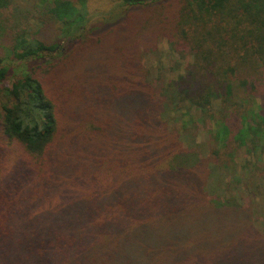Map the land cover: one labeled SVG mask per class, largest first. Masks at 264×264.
I'll return each mask as SVG.
<instances>
[{"label": "trees", "instance_id": "1", "mask_svg": "<svg viewBox=\"0 0 264 264\" xmlns=\"http://www.w3.org/2000/svg\"><path fill=\"white\" fill-rule=\"evenodd\" d=\"M14 1L0 0L18 65L0 53V132L23 158L0 180V264H264L252 212L214 175L230 146L247 187L264 163V0H40L39 35L9 24ZM160 42L189 51L185 76L148 67ZM85 50L106 62L86 69ZM70 55L86 74L59 94ZM182 109L194 117L174 130Z\"/></svg>", "mask_w": 264, "mask_h": 264}, {"label": "rangeland", "instance_id": "2", "mask_svg": "<svg viewBox=\"0 0 264 264\" xmlns=\"http://www.w3.org/2000/svg\"><path fill=\"white\" fill-rule=\"evenodd\" d=\"M44 6L41 4L40 0H15L12 5V11L4 12L5 15L8 17L10 14L12 15L8 18L9 24L16 27H22L26 29L28 32L32 34L39 35L42 32L39 25V16L40 13L43 11ZM91 12H96L95 15L102 13L100 11V6L94 5L91 8ZM10 13V14H9ZM179 42H177V46L173 47L169 45L167 42H160L157 46V49L150 52V54L146 55V63L148 67H151L156 77L163 78L165 81H172L177 80L180 76H185L187 72V67L189 66L190 62L192 61V57L190 56L189 51L182 52L181 48L179 47ZM62 46L65 44H61ZM9 45L1 43L0 44V53L2 54L5 64L16 68L18 66L12 57H9L7 52V48ZM79 58L77 60H82L84 62V66L87 69V59L95 60L97 57L101 58V61L104 63L106 62L107 57L104 54H100L98 52L88 53L87 50L78 53ZM74 57L70 55V57L60 63L59 65L62 67H67L65 69L57 71L55 74V79L58 80L60 83L57 85L59 94H62V88L67 86L68 88L63 91L69 90L72 86L75 85L78 80L74 79L72 76V68H74L73 72L77 76L78 72L81 74H86L82 68L78 66H74ZM77 63V62H76ZM67 73V74H65ZM87 82V77L84 79ZM13 80L8 79L5 81L3 85H0V89L2 86H7L8 88L11 87ZM258 91H260V96L262 97L261 100H257L254 103V109H259L260 104H264V83L259 84ZM2 104L0 98V106ZM171 126L174 130L180 128L181 124L185 120H188L189 117H192L193 114L190 113L187 109H182L178 113L171 114ZM194 117V116H193ZM196 117L200 118L196 113ZM1 122V121H0ZM201 128L198 132L195 133L194 129L191 130V134L194 133L195 138L199 144H204L205 142H209L208 134L203 130V128H207L208 131V120L203 119L199 124ZM8 143L5 138L2 136L0 132V180L6 179L10 176L13 172L19 171L20 163L23 158V152L19 150L17 146H6ZM228 145V144H227ZM227 147V146H226ZM229 147V146H228ZM233 147L230 146L228 148V152L230 153L227 157V166L223 167V170L214 172L215 180L220 181V188L222 187V182H226L230 186L231 194L241 200L242 204H244V208L249 209V213L252 212L253 217L255 219V227L264 235V185L262 184L264 180V163L263 165H259V171L255 174V178L253 180V187H247L245 181L247 179V173L245 168H247L248 162L250 158L247 156L244 150L233 151ZM224 151L225 148L220 149ZM215 188L216 185H212ZM209 188V186H208ZM256 188H260V193H256ZM255 190V191H253ZM222 196H220V195ZM217 197H223L224 193L220 191L217 192Z\"/></svg>", "mask_w": 264, "mask_h": 264}]
</instances>
